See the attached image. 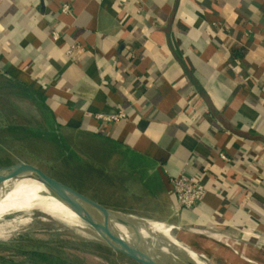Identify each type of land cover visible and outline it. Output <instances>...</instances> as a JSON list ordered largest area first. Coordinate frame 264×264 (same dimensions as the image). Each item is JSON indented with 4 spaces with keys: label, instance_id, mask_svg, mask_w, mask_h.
Here are the masks:
<instances>
[{
    "label": "crops",
    "instance_id": "crops-1",
    "mask_svg": "<svg viewBox=\"0 0 264 264\" xmlns=\"http://www.w3.org/2000/svg\"><path fill=\"white\" fill-rule=\"evenodd\" d=\"M263 44L264 0H6L0 6L3 80L42 94L61 134L80 138L82 154L91 148L103 154L109 198L127 213L245 241L211 236L221 245L191 234L205 240L194 246L217 264H240L241 256L264 264L256 247H264ZM74 47L72 60L67 52ZM119 111L128 120L94 119ZM182 175L209 191L194 210L177 207L172 181Z\"/></svg>",
    "mask_w": 264,
    "mask_h": 264
},
{
    "label": "rangeland",
    "instance_id": "rangeland-1",
    "mask_svg": "<svg viewBox=\"0 0 264 264\" xmlns=\"http://www.w3.org/2000/svg\"><path fill=\"white\" fill-rule=\"evenodd\" d=\"M10 84L0 74V169L19 163L39 167L64 184L79 186L86 190L88 196L107 200L125 211L124 205L118 206L109 198L108 176L99 167L102 163L106 165L105 161H100L103 154H95L91 148L88 156L84 152L83 155L78 150L80 138L74 134L64 136L60 132L58 144L47 127L46 117L41 109L22 95L21 89ZM89 145L93 147L91 143ZM106 155L104 153L105 160ZM31 181L43 186L35 180ZM40 186L28 188L46 193ZM8 198L12 199H6ZM123 201L116 200L119 204ZM32 214L16 218L10 216L0 223L2 226L16 219H29L28 223L19 225L0 237V264H136L113 252L102 243L96 233L84 225H71L41 212ZM18 215L22 214H16ZM157 217L165 219L163 216ZM172 235L192 247L203 246L205 241L200 238L186 241L182 232L177 230H173ZM214 242L221 244L215 240ZM226 248L233 251L231 247ZM235 248L239 253L244 249L240 244ZM211 251L221 254L214 246ZM32 253L43 256L35 257ZM222 255L230 257V254ZM222 261L224 264H237L225 259ZM239 263L252 264L243 259V256Z\"/></svg>",
    "mask_w": 264,
    "mask_h": 264
},
{
    "label": "water",
    "instance_id": "water-1",
    "mask_svg": "<svg viewBox=\"0 0 264 264\" xmlns=\"http://www.w3.org/2000/svg\"><path fill=\"white\" fill-rule=\"evenodd\" d=\"M55 128L59 134L57 124H55ZM55 177L33 165L14 164L0 169V190L6 184L14 181L30 179L39 182L48 190L50 195L61 201L73 212L83 222L84 226L96 233L103 244L105 243L113 252L128 258L136 264H200L197 259L204 264H217L202 251L173 236V230L200 233L210 238L215 236L225 240L245 242L226 234L172 226L129 214L113 203L99 199L96 196L90 195V197L85 192L86 190L81 187H70ZM35 213L37 212L33 214ZM11 216L16 218L25 215ZM157 224L169 228V236L156 231L153 225ZM256 247L264 251L263 246ZM194 255L196 260L193 257Z\"/></svg>",
    "mask_w": 264,
    "mask_h": 264
},
{
    "label": "bare ground",
    "instance_id": "bare-ground-1",
    "mask_svg": "<svg viewBox=\"0 0 264 264\" xmlns=\"http://www.w3.org/2000/svg\"><path fill=\"white\" fill-rule=\"evenodd\" d=\"M40 186L32 182L29 179L14 181L6 184L2 190H0V223L5 222V218L16 214H27L30 215L34 212H41L48 214L55 218H59L63 222L71 225L81 226L83 222L71 212L61 201L49 194L48 190L44 189V192L28 187ZM7 197H11L12 199ZM29 219H16L11 223H5L0 226V237L8 234L10 231L15 229L17 226L26 224ZM154 229L166 236H169L170 229L163 225H153ZM191 234L182 232L184 240L191 238ZM224 243H229L227 240L218 238ZM196 260L195 255L193 256ZM200 264H204L197 259Z\"/></svg>",
    "mask_w": 264,
    "mask_h": 264
},
{
    "label": "built area",
    "instance_id": "built-area-1",
    "mask_svg": "<svg viewBox=\"0 0 264 264\" xmlns=\"http://www.w3.org/2000/svg\"><path fill=\"white\" fill-rule=\"evenodd\" d=\"M6 0H0V6ZM62 13L69 14L70 7L63 6ZM58 35L54 34V40H58ZM264 49V44H263ZM79 48H71L67 54L72 59H76V54L78 53ZM264 63V58H263ZM94 119L104 125H113L120 123L122 121L128 120V115L123 112L119 111L112 114H98L94 116ZM222 159L228 161L225 156H222ZM173 185V193L177 201V207L179 210H193L195 209L200 203H202L205 198L207 197L209 191L206 187H204L201 182L193 177L188 176H179L172 181Z\"/></svg>",
    "mask_w": 264,
    "mask_h": 264
},
{
    "label": "trees",
    "instance_id": "trees-1",
    "mask_svg": "<svg viewBox=\"0 0 264 264\" xmlns=\"http://www.w3.org/2000/svg\"><path fill=\"white\" fill-rule=\"evenodd\" d=\"M15 88H19L22 90V95L26 96L28 99L32 100L34 104L41 109L43 114L46 117V123L47 127L50 128L51 135L56 138L58 144H59V136L57 133V129L55 128V116L47 109L46 104H45V99L44 96L29 87H25L22 85H15ZM194 210V209H193ZM33 256L35 257H41L43 256L42 254L39 253H32Z\"/></svg>",
    "mask_w": 264,
    "mask_h": 264
}]
</instances>
